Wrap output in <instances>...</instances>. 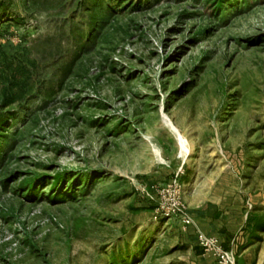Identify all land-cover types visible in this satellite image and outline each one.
<instances>
[{"label": "rangeland", "instance_id": "374dc122", "mask_svg": "<svg viewBox=\"0 0 264 264\" xmlns=\"http://www.w3.org/2000/svg\"><path fill=\"white\" fill-rule=\"evenodd\" d=\"M16 4L0 22V264H194L197 207L264 212V0H102L109 24L63 80L86 17Z\"/></svg>", "mask_w": 264, "mask_h": 264}, {"label": "crops", "instance_id": "0c3cea01", "mask_svg": "<svg viewBox=\"0 0 264 264\" xmlns=\"http://www.w3.org/2000/svg\"><path fill=\"white\" fill-rule=\"evenodd\" d=\"M242 202L237 205L230 199L221 204L210 202L203 207H197L194 222L185 230L188 244L196 249L194 264H217L213 259L204 256L197 243L198 232L219 238L225 249L236 254L237 264H264V236L254 245L249 241L244 233L249 211H245L247 207Z\"/></svg>", "mask_w": 264, "mask_h": 264}, {"label": "trees", "instance_id": "16d2710c", "mask_svg": "<svg viewBox=\"0 0 264 264\" xmlns=\"http://www.w3.org/2000/svg\"><path fill=\"white\" fill-rule=\"evenodd\" d=\"M20 1V0H19ZM29 4V0H22ZM71 5L76 6V10L80 16L86 17V22L81 23L84 28L78 24L72 27L74 38L72 40L73 48L70 50V61L68 65L62 69L60 78H66L77 64L91 49L95 47L99 34L103 33L109 24L111 14L115 11L109 5L101 4L102 0H69ZM17 0H0V22L8 23L11 9L17 5ZM125 0H119V3ZM18 20V19H16ZM85 21V20H84ZM10 104L13 101L9 102ZM2 115V114H0ZM7 115L0 116V127L2 123L7 121ZM63 180V175L58 174L54 177V183L59 184ZM188 183V180H186ZM244 233L247 235L249 241H260V235L264 233V212L253 207L248 212L247 222L244 228Z\"/></svg>", "mask_w": 264, "mask_h": 264}, {"label": "built area", "instance_id": "2783aa9c", "mask_svg": "<svg viewBox=\"0 0 264 264\" xmlns=\"http://www.w3.org/2000/svg\"><path fill=\"white\" fill-rule=\"evenodd\" d=\"M192 218L184 221L185 228L191 226ZM197 243L204 256L213 259L217 264H237V256L233 251L224 248L219 238L203 232L197 233Z\"/></svg>", "mask_w": 264, "mask_h": 264}]
</instances>
